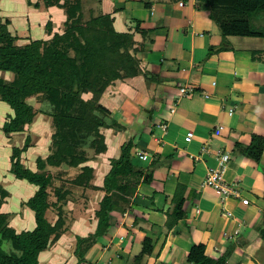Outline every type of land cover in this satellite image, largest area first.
<instances>
[{"label":"crops","instance_id":"crops-1","mask_svg":"<svg viewBox=\"0 0 264 264\" xmlns=\"http://www.w3.org/2000/svg\"><path fill=\"white\" fill-rule=\"evenodd\" d=\"M197 1L81 0L101 16L111 14L118 33L131 35L136 48L132 55L140 71L108 86L100 97L117 126L101 129L106 151L98 159L108 168L98 178L92 167L93 178L96 175L99 181L94 192L104 196L100 189L111 161L120 158L127 144L132 166L142 172L129 203L110 213L108 232L97 239L102 242L98 260L106 264L112 260L130 264L146 238L153 250L142 264H186L191 247L199 244L213 259L222 256L229 245L227 263L234 258L238 264H264V184L258 169L264 165V48L242 49L223 43L207 14L196 8ZM27 2L0 0V18L9 20V32L24 40L48 39L45 26L49 21L54 24L52 34L59 32L56 25L65 20L61 9H35ZM256 21L264 26V16ZM256 39L260 44L264 40ZM183 88L185 95L180 94ZM84 95L91 98L89 93ZM12 117L11 108L0 101V188L7 193L0 203V215L7 216L8 225L20 233L36 227L34 213L23 205L38 187L12 174L11 158L16 149L21 150V167L40 172L36 161L48 152L51 129L36 119L25 131L7 133L3 125ZM26 140L29 146L24 150ZM218 154L229 156L224 178L227 183L237 182L240 198H222L202 187L206 174L217 166ZM57 169L68 173L65 167ZM179 202L183 217L174 222ZM99 203L92 201L90 208L97 210ZM63 210L65 232L41 252L43 256L39 254L38 264H78L76 258L69 263L73 253L68 257L59 252L65 237H72L75 247L76 237L87 238L96 229L92 208L91 216L78 206L66 205ZM45 216L57 220L54 208ZM56 249L57 257L53 255Z\"/></svg>","mask_w":264,"mask_h":264},{"label":"trees","instance_id":"trees-1","mask_svg":"<svg viewBox=\"0 0 264 264\" xmlns=\"http://www.w3.org/2000/svg\"><path fill=\"white\" fill-rule=\"evenodd\" d=\"M81 3V0H37L35 3L28 0L27 4L35 9L57 7L63 11L65 20L56 25L59 32L52 34L54 24L51 21L46 24L48 39L18 38L9 32V20L0 18V101L8 104L13 112L3 130L22 132L36 119L45 122L47 118L52 130L47 154L36 161L40 172L32 173L21 167L18 160L21 150L16 149L12 155V174L38 187L23 205L34 213L36 227L33 231L16 233L8 225L7 216L0 215V264H38L39 254L53 246L65 232L63 207L76 200L70 199L75 194L68 185L61 184L50 192L55 198L51 202L48 190L55 177L48 167L52 170L80 168V173L71 180L72 185L81 189L89 186L93 170L85 166L88 161L81 148L88 143L96 155L104 153L106 145L101 129L117 126L100 104V97L108 86L140 72L137 59L131 54L135 44L131 35L115 30L111 14L84 23ZM196 8L210 12L222 37L264 38V27L263 31L254 29L255 25L261 27L256 18L264 16V0H198ZM135 29L143 33L138 27ZM87 93L91 98L84 101L82 94ZM42 107H49L51 111L46 112ZM28 146L26 140L22 149ZM129 151L127 144L120 158L111 161V169L100 189L105 195L95 212L96 229L87 238L76 239V247L85 239L89 243L76 250L77 256H83L108 230L110 212L119 204L112 198L117 197L121 204L127 205L128 197L136 190L142 172L132 166ZM261 151L262 147L256 151V161ZM6 196L0 188V203ZM181 205L179 202L174 209V222L183 217ZM50 208L56 211L54 224L45 216ZM152 250L151 241L144 239L141 252L132 264H142L143 257L150 256ZM229 255L227 250L213 259L205 255L202 244L193 245L184 263L227 264Z\"/></svg>","mask_w":264,"mask_h":264},{"label":"rangeland","instance_id":"rangeland-1","mask_svg":"<svg viewBox=\"0 0 264 264\" xmlns=\"http://www.w3.org/2000/svg\"><path fill=\"white\" fill-rule=\"evenodd\" d=\"M82 4V3H81ZM82 7H81V14H82V17H83V22L84 23H88L90 20H94V19H96L97 17H99V16H101V15H99L100 14V12L99 11H97V9L95 8H93V11L91 10V9H89V7H85V6H83V5H81ZM91 8V7H90ZM199 11H201V12H203V13H206L207 14V17L209 18V20L212 22V20H211V18H210V12L208 11V10H204L203 8H200V9H198ZM99 15V16H98ZM263 23V25H264V22H262ZM212 24L217 28V26H216V24L214 23V22H212ZM263 27L264 26H262L261 25V27L260 26H257V25H255L254 26V29H260V30H262L263 31ZM106 30V29H105ZM217 30H218V28H217ZM220 36V35H219ZM220 38H221V40H222V42L223 43H229V44H232L235 48H242V49H257V48H261V49H263L264 48V40L261 42V44H260V40H257L256 38H252V37H249V38H236V39H233L232 37H221L220 36ZM129 46V45H128ZM132 49H133V52H135L136 51V48H133V45H132ZM131 54H133V53H131ZM263 55V58H264V54H262ZM82 96H83V94H82ZM85 96V95H84ZM181 97V96H180ZM82 99L84 100V101H86V100H88L87 99V97L85 96V97H82ZM90 100V99H89ZM173 107V106H172ZM40 108V107H39ZM42 109L43 110H45L46 112H50L51 111V108L49 109V107H42ZM40 125H41V123H39ZM39 124H37L36 126H39ZM47 124H49L50 125V120L47 118V120L42 124V125H47ZM52 131V130H51ZM51 131H49L50 132V134L52 133ZM81 150L83 151V153H84V155H85V157H86V159H87V163L85 164V166H90L91 168L92 167H94L95 168V172H96V175H97V177L99 178V177H103V175L105 174V172H106V170H107V164H106V162L105 161H103V160H99L98 159V156H100V154L99 155H96L95 153H94V151L92 150V149H90L89 148V146H88V143L84 146V147H82L81 148ZM94 159H98L97 160V162L95 163V164H93V163H91V161L92 160H94ZM100 162V163H99ZM255 163H254V166H256L257 167V164H259V162H260V159H258L257 161L255 160L254 161ZM260 168H258L259 169V174H260V176H262V181H263V184H264V165L262 164V165H260L259 166ZM58 170V169H57ZM54 170L53 172H52V177H55V180L56 181H53L52 183H51V185H52V189L53 188H58V186L59 185H68L69 186V190H71V192L73 193V194H75V196H72L70 199H72L73 197L74 198H76V200L75 201H72L71 200V203H67V206L69 207L70 206V208H76L77 209V206H78V209H79V207H80V210H84L85 208H86V216H91V214H92V210H91V208L93 209V210H95V208H96V206H91V208H90V205H91V203H92V201L93 202H96L97 203V201H102V199H103V197L104 196H102V197H100V195H98L96 192H94V188L93 187H95V185L94 184H97V183H99V181L98 180H95L96 179V175H95V177L89 182V186H87V189L85 190V188L84 189H81V188H79V187H75L74 185H72V182H71V180H73V179H75L76 177H77V175L80 173V168H65L64 170H68V173H66V172H62V171H60V170ZM51 171V170H50ZM58 185V186H57ZM67 186V187H68ZM82 191L83 192H85V195L83 196V193H82ZM96 194V195H95ZM76 195H78V197H76ZM104 195H105V193H104ZM86 196V197H85ZM51 199H52V202H55V198L53 197V195L51 196ZM85 199H86V201H85ZM112 200L113 201H115V202H117V203H119L118 204V206H116V208H114V210H112V211H115V210H118V209H123V207L126 205V204H121V201L117 198V197H114V198H112ZM83 204L84 205H86L85 206V208H83ZM88 205V206H87ZM99 206V205H98ZM91 210V212L90 211H88V210ZM99 209V207H97V210ZM97 210H95V212L97 211ZM111 213V212H110ZM87 218V217H86ZM48 221L49 222H51V223H54V221L53 220H49L48 219ZM75 226H76V223H75ZM74 232H78V233H80V231L79 230H77L76 228L73 230ZM108 231L106 230V232H105V234L107 233ZM77 233V234H78ZM79 238H81V237H79ZM76 239H78V237H76ZM74 243H75V241L73 240V238L72 237H65V240L63 241V247H62V245H61V247H60V249H59V252L61 253V255L63 254V255H66V256H68L69 257V255H71L72 253L74 254V256H70L69 258H68V260H69V263H71L72 262V260H73V258L75 259H77V261H78V264H106V263H104L102 260H98V258H99V256H100V253H101V241L100 240H97V244H96V246L94 247H91L87 252H85V253H83L84 255L83 256H77V253H76V250L79 248V247H81V248H84L86 245H88L89 243H88V239H85V241H82V243H80V245H79V247L77 246L76 247V244H75V247H73L74 246ZM96 243V242H95ZM227 249H228V251H229V253H231V250H232V246L230 247L229 245L227 246ZM57 251H58V249H56L54 252H53V255H58L57 254ZM71 253V254H70ZM43 254L44 253H41L40 254V256H43ZM72 254V255H73ZM106 256V255H105ZM57 257V256H56ZM55 257V258H56ZM122 257H119L118 259H121ZM72 259V260H71ZM55 261H59V260H55ZM235 261H237V260H235L234 258H231L229 261H228V263L227 264H238V263H236ZM155 261H153V263H152V261H151V264H155L154 263ZM52 264H54V262H52ZM111 264H118V263H116V262H113V260L111 261ZM130 264H132V262H130ZM144 264V263H143ZM145 264H148V261L145 263ZM187 264V263H186Z\"/></svg>","mask_w":264,"mask_h":264},{"label":"built area","instance_id":"built-area-1","mask_svg":"<svg viewBox=\"0 0 264 264\" xmlns=\"http://www.w3.org/2000/svg\"><path fill=\"white\" fill-rule=\"evenodd\" d=\"M186 90L183 88L180 90L181 95H185ZM188 137H191V134H188ZM137 156L139 158L144 157V154L138 153ZM229 161V156L226 154H218L217 155V166L210 170L203 182V188H210L212 189L219 197L222 198H240V194L237 187V182L234 183H227L225 181V174L227 172V164ZM244 205L248 204L247 200H242Z\"/></svg>","mask_w":264,"mask_h":264}]
</instances>
